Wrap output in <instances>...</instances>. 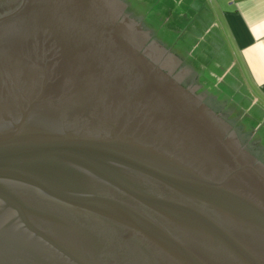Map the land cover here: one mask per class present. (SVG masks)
Segmentation results:
<instances>
[{"label": "water", "instance_id": "water-1", "mask_svg": "<svg viewBox=\"0 0 264 264\" xmlns=\"http://www.w3.org/2000/svg\"><path fill=\"white\" fill-rule=\"evenodd\" d=\"M185 74L121 0H0V264H264V165Z\"/></svg>", "mask_w": 264, "mask_h": 264}, {"label": "crops", "instance_id": "crops-1", "mask_svg": "<svg viewBox=\"0 0 264 264\" xmlns=\"http://www.w3.org/2000/svg\"><path fill=\"white\" fill-rule=\"evenodd\" d=\"M123 1L127 11L142 16L141 25H147L160 45L173 54L180 70L187 73L188 69H182L180 65L189 66L199 81L198 73L203 64H214L221 72L214 76L219 80V76H234V83L229 88L244 89L243 96L249 101L250 108L264 112V0H172L164 7L160 6L159 0ZM150 3H157L153 10ZM172 34L178 36L174 41L176 44L167 40ZM196 87L199 89L203 85ZM211 95L215 101L220 100ZM233 106L241 129L250 133L248 142L264 153V133L255 135V130L250 132L244 122L245 117L249 123L258 118L247 116ZM233 112L229 111V114L233 115Z\"/></svg>", "mask_w": 264, "mask_h": 264}, {"label": "rangeland", "instance_id": "rangeland-1", "mask_svg": "<svg viewBox=\"0 0 264 264\" xmlns=\"http://www.w3.org/2000/svg\"><path fill=\"white\" fill-rule=\"evenodd\" d=\"M157 0H153V2H155ZM169 1L172 0H159L160 6L165 4H169ZM122 2H124L122 0ZM150 3L151 6V10H153V8H155V5L157 4H153ZM128 13L138 22L140 23L142 21V16L140 15H133L131 14L129 11ZM141 20V21H140ZM141 24V23H140ZM155 40H157V37L154 33H150L148 31V27L147 25H141ZM168 42L171 44H176L174 43V41L178 40V36H175V34H172L171 37L167 38ZM166 40V41H167ZM158 41V40H157ZM159 42V41H158ZM159 44H161L159 42ZM162 45V44H161ZM191 51V50H190ZM194 53L196 54L197 51H194ZM196 57V55H194ZM192 60V59H190ZM179 65V64H178ZM180 68L182 69H188L187 73L185 75H189L192 76L194 78V84L195 86H197V84L199 85H203V87L199 88V95L200 94H206V100H207V104L209 105V107H211L215 112L222 114L225 118L226 123H228L235 134H242V136L247 140L248 136L250 133H244L243 130L241 129V122L238 120H236L237 118L235 117V112H233V105H236V110L243 112L244 114H247V116H256L258 118V122L253 121V123H249L248 122V118L245 117L244 122L247 124L248 130L251 132L252 130H255V135L260 136L264 133V118H263V111L261 109L258 108H250L249 106V101H247L245 99V97L243 96L244 94V89L241 90H232L229 88V85L231 83H234V76H219L220 80L217 78L218 76H214L217 75V73L219 72L216 69V66H214V64H208L205 63L203 64V68L201 70L199 74V78L200 80H197V76L194 75L193 72H191L189 70V66H185V64L180 65ZM217 72V73H216ZM221 73V72H219ZM218 73V74H219ZM233 75V74H231ZM230 89V90H229ZM207 90V91H205ZM202 91L204 93H202ZM213 94L214 96H217L220 100L219 101H215V98L212 97ZM229 111L233 112V115L229 114ZM261 111V112H259ZM238 115V113H237ZM240 115V114H239ZM256 125V127H255ZM255 127V129H253ZM251 151V150H250ZM258 152V154H257ZM260 150L259 148L256 146V148H252V153H254L255 156H257L258 158H261V154H260Z\"/></svg>", "mask_w": 264, "mask_h": 264}, {"label": "flooded vegetation", "instance_id": "flooded-vegetation-1", "mask_svg": "<svg viewBox=\"0 0 264 264\" xmlns=\"http://www.w3.org/2000/svg\"><path fill=\"white\" fill-rule=\"evenodd\" d=\"M179 72V70H176L174 74H177ZM181 84L189 89L190 91H192V93L196 96H199L201 102L209 109H211L215 114L219 115V118L222 119L223 121H225V118L222 114H219L217 112H215L211 107H209V105L207 104V100H206V94L202 91V93L204 94H200L199 95V89L195 86L194 84V78L192 76L189 75H185L182 76L181 78ZM226 122V121H225ZM236 138L240 144V147L244 148L247 152H249V154H251L255 159H257L259 162H261L264 165V153L260 152L261 154V158H258L257 156L254 155V153H252V148H256L254 143H251V141L248 142V139L246 140L242 134H236ZM251 150V151H250ZM258 154V152H257Z\"/></svg>", "mask_w": 264, "mask_h": 264}]
</instances>
